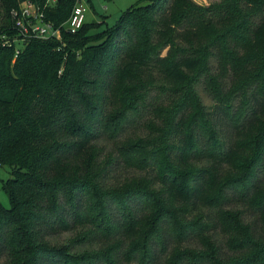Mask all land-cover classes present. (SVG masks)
I'll list each match as a JSON object with an SVG mask.
<instances>
[{"label": "trees", "instance_id": "trees-1", "mask_svg": "<svg viewBox=\"0 0 264 264\" xmlns=\"http://www.w3.org/2000/svg\"><path fill=\"white\" fill-rule=\"evenodd\" d=\"M25 1L0 0V264H264V0H145L101 35L65 28L78 0H30L61 39L17 53ZM115 163L138 174L107 185Z\"/></svg>", "mask_w": 264, "mask_h": 264}, {"label": "rangeland", "instance_id": "rangeland-1", "mask_svg": "<svg viewBox=\"0 0 264 264\" xmlns=\"http://www.w3.org/2000/svg\"><path fill=\"white\" fill-rule=\"evenodd\" d=\"M195 1L202 5H209L210 3L219 0H195ZM81 2H83V4L86 7V23L95 24L92 25L90 29V33H93L94 35L103 34L105 32L103 30L107 29V27H111L115 25L116 22L119 20V18L122 16V14L125 13L130 8L138 4L148 3V1L145 0H92L91 2H89L88 0H81ZM16 38L17 39H15L14 42L17 44V47L19 49L22 48L32 37L31 38L28 37L25 40L18 39V37ZM105 38H106L105 36L102 37L101 39L99 38L100 39L99 42L104 40ZM212 67H213V71H215L217 67V62L215 59L212 61ZM227 83H226L227 87H229L230 79L227 80ZM198 90L204 103L213 109L215 102L208 93V91L206 90L205 85L203 83H200L198 85ZM147 115L148 113H145L146 117H148ZM146 117L143 116L144 119H146ZM144 119L143 121L139 119L138 121L134 120L133 122H130V124L123 129L121 135L118 137V140H123L128 136H132L136 134L144 135L145 134L144 132L146 131L143 127ZM221 123L222 125L220 128L224 136L223 138L226 140L228 146H230L235 137V129L233 126H231L229 120L227 119H222ZM97 141H98V145L104 148V153L102 158L104 157V155H106V153L111 152L114 148L113 140L107 139L105 138V136H100ZM136 174L138 173L135 171L123 168V166L120 163H115L110 168V171L107 173L105 177V182L107 185L117 184L122 182L126 178L132 177ZM11 177L12 175L9 167L7 166L0 167V202L6 208H11V200L7 190L4 188V182ZM228 205L229 207L244 208L241 205L237 204L235 200L230 201ZM248 217L250 216L248 215ZM72 234L73 232L71 231H61V232H57L56 234L51 233L50 239L56 243H64L67 241L69 237H71ZM217 236L218 238L220 237L219 235ZM100 241L101 240L97 238L96 240H91L86 245L84 244L78 246L77 248L75 247V249L98 247ZM190 242L195 245L196 239L194 238ZM158 258L163 259V255L160 256L159 253ZM2 259L4 260L5 256Z\"/></svg>", "mask_w": 264, "mask_h": 264}, {"label": "built area", "instance_id": "built-area-1", "mask_svg": "<svg viewBox=\"0 0 264 264\" xmlns=\"http://www.w3.org/2000/svg\"><path fill=\"white\" fill-rule=\"evenodd\" d=\"M55 1L56 0H48L45 7L53 4ZM11 17L15 22V27L22 36V40L28 37L61 39L62 28L55 27L52 22L47 21L44 10L37 7L30 0L23 2L18 9H13L11 11ZM85 22L86 7L81 0H78L71 17L64 26L69 32L76 33L83 27ZM9 43H11V41ZM19 51L20 49H17V53H19Z\"/></svg>", "mask_w": 264, "mask_h": 264}]
</instances>
